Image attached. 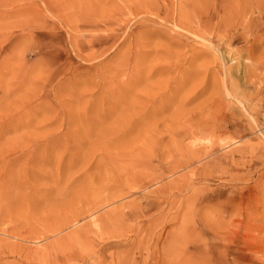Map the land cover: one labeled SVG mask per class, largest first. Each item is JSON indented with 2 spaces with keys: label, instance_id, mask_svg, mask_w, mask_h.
I'll return each mask as SVG.
<instances>
[{
  "label": "rangeland",
  "instance_id": "rangeland-1",
  "mask_svg": "<svg viewBox=\"0 0 264 264\" xmlns=\"http://www.w3.org/2000/svg\"><path fill=\"white\" fill-rule=\"evenodd\" d=\"M0 264H264V0H0Z\"/></svg>",
  "mask_w": 264,
  "mask_h": 264
}]
</instances>
